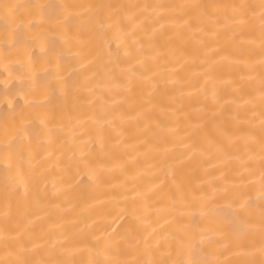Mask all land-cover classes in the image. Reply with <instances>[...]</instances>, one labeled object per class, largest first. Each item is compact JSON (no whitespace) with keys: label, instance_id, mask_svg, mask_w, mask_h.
<instances>
[{"label":"bare ground","instance_id":"obj_1","mask_svg":"<svg viewBox=\"0 0 264 264\" xmlns=\"http://www.w3.org/2000/svg\"><path fill=\"white\" fill-rule=\"evenodd\" d=\"M0 264H264V0H0Z\"/></svg>","mask_w":264,"mask_h":264}]
</instances>
